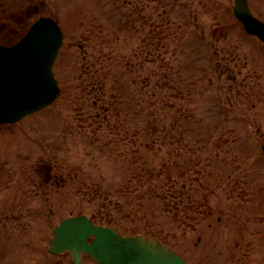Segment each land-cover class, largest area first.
<instances>
[{
  "label": "rangeland",
  "instance_id": "rangeland-1",
  "mask_svg": "<svg viewBox=\"0 0 264 264\" xmlns=\"http://www.w3.org/2000/svg\"><path fill=\"white\" fill-rule=\"evenodd\" d=\"M43 1L62 2L43 13L67 33L62 98L0 127V264H72L48 245L59 218L81 213L122 219L126 233L151 226L193 264H264V45L232 1L120 0L123 13L107 12L114 0L21 2ZM250 1L264 18V0ZM39 14L0 22L21 34ZM144 160L163 194L130 199L122 217L110 188Z\"/></svg>",
  "mask_w": 264,
  "mask_h": 264
},
{
  "label": "water",
  "instance_id": "water-1",
  "mask_svg": "<svg viewBox=\"0 0 264 264\" xmlns=\"http://www.w3.org/2000/svg\"><path fill=\"white\" fill-rule=\"evenodd\" d=\"M233 10L249 32L264 40V22L254 17L248 0H235ZM60 43L61 35L54 24L42 20L14 48L0 46V122L15 121L54 98L56 83L50 67ZM85 219L82 216L66 220L57 230L53 249L73 250L77 263L81 253L88 250L93 254L99 252L101 258L106 256L103 264H188L156 239L141 235L120 238L114 230L94 226ZM90 233L97 235L92 245L87 243ZM109 237L120 239L114 258L103 250Z\"/></svg>",
  "mask_w": 264,
  "mask_h": 264
},
{
  "label": "flooded vegetation",
  "instance_id": "flooded-vegetation-1",
  "mask_svg": "<svg viewBox=\"0 0 264 264\" xmlns=\"http://www.w3.org/2000/svg\"><path fill=\"white\" fill-rule=\"evenodd\" d=\"M7 1L8 0H2V4L0 5V13H49L41 9L42 6L38 3H35L32 6L33 10L31 12V11H27L26 9H23V10L13 9V6L7 5ZM10 1H13V0H10Z\"/></svg>",
  "mask_w": 264,
  "mask_h": 264
}]
</instances>
